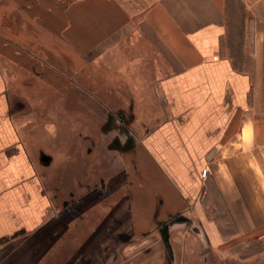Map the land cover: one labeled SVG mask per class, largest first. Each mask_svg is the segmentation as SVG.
<instances>
[{"label": "crops", "instance_id": "obj_1", "mask_svg": "<svg viewBox=\"0 0 264 264\" xmlns=\"http://www.w3.org/2000/svg\"><path fill=\"white\" fill-rule=\"evenodd\" d=\"M13 67L84 97L58 130L90 132L98 101L127 167L65 185L14 104ZM58 130L73 162L76 134ZM218 203L231 232L205 212ZM198 259L264 264V0H0V264Z\"/></svg>", "mask_w": 264, "mask_h": 264}, {"label": "rangeland", "instance_id": "obj_2", "mask_svg": "<svg viewBox=\"0 0 264 264\" xmlns=\"http://www.w3.org/2000/svg\"><path fill=\"white\" fill-rule=\"evenodd\" d=\"M10 74L14 77L13 79H16V81H12V90L15 91L13 98L14 104L26 107L23 113L26 111L28 112L26 113L28 116V123H42V131L39 133L40 135L44 136V152L49 156L53 154V156L57 158V160H54V169L58 167L59 169L56 170H59L61 175L66 174L64 179L65 185L67 183H71V185H75L74 188L78 190L83 187L87 181H97V179L102 180L107 175H112L115 169L120 170L121 168L127 167V164L122 161V155L120 152L126 148V144H124V142L121 140L116 144L115 141H117V139H122V136H120V132L115 126V120L114 122H110L113 123L111 126L105 124L108 119L110 120V116L107 114L105 108L101 107V104L98 101L93 100L91 104L93 109L91 115L93 122L92 130L89 132V130L85 131L84 129H78L71 131L70 133L72 134H70L68 129H64L62 127L58 130L56 127L57 124L60 125V123L64 121L60 117L61 115L59 112L62 110L61 107H66L69 103H72L76 106L78 105L79 107L84 106V97H78L73 92L70 93L71 96L69 98L63 97L60 93L56 92V87L53 85V83L50 84L41 82L38 79L31 77L30 74L24 70L21 71L17 67H13ZM55 83L59 84L58 81ZM60 86H62V83H60ZM63 88L66 89V87ZM125 96L128 95L125 93ZM128 99L130 98H127V100ZM109 100L110 99H108L110 107L116 110L118 107L115 104V99L113 98L111 101ZM75 117L76 121H78L79 118H81L80 120H83L82 115L77 114ZM32 124H30L29 127H31ZM100 124L105 125L103 131L100 128ZM140 125L139 133L143 134L146 124L141 123ZM57 130L60 132L61 137L62 135L65 137H69L71 135L70 137H73V134H76V144L72 148V150L75 152V159L73 162H68L67 158L62 157L63 154L61 152L58 154V152H55L51 148V142L54 137L53 135ZM78 134L79 136L87 137L86 139H88V141L86 140V142L83 143L80 140ZM66 151L67 147L65 148V152ZM67 165H70V171L72 173L69 172ZM61 180L63 181V178H61ZM218 206V210H209L205 212L209 217L213 216L217 223H220L221 230L225 229L226 232L228 230L231 232L232 228L226 224L225 211L219 203ZM172 221H174L172 223H176L179 226L180 222L178 220L173 219ZM189 227L188 232L194 234L196 229L195 225L190 229ZM184 229L185 228L182 226L181 232ZM192 239L193 241L187 242L189 256L192 254H197L196 245L198 243L195 241V236H192ZM193 264H200V260H195Z\"/></svg>", "mask_w": 264, "mask_h": 264}, {"label": "flooded vegetation", "instance_id": "obj_3", "mask_svg": "<svg viewBox=\"0 0 264 264\" xmlns=\"http://www.w3.org/2000/svg\"><path fill=\"white\" fill-rule=\"evenodd\" d=\"M173 219H174V218H172L171 220H169L167 223L172 222ZM167 223L162 224V225L159 227V230H160L161 233H162V230L165 228V226H166Z\"/></svg>", "mask_w": 264, "mask_h": 264}]
</instances>
